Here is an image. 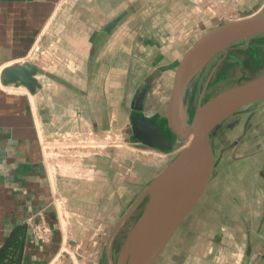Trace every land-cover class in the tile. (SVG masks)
Segmentation results:
<instances>
[{"label":"crops","instance_id":"obj_1","mask_svg":"<svg viewBox=\"0 0 264 264\" xmlns=\"http://www.w3.org/2000/svg\"><path fill=\"white\" fill-rule=\"evenodd\" d=\"M113 10L129 11L123 26L106 27ZM254 13L264 0H0V255L13 249L0 264H103L109 229L138 185L135 166L115 154L131 150L116 132L134 111L121 69L151 62L154 82L166 83L184 37ZM25 62L38 67L34 92L2 80ZM153 94L166 112L170 95ZM149 107L141 112L159 119ZM222 134L203 195L209 213L181 224L157 264H264V100L213 131L218 142ZM31 217L52 227L50 242L31 238Z\"/></svg>","mask_w":264,"mask_h":264},{"label":"water","instance_id":"obj_2","mask_svg":"<svg viewBox=\"0 0 264 264\" xmlns=\"http://www.w3.org/2000/svg\"><path fill=\"white\" fill-rule=\"evenodd\" d=\"M263 34L264 13H254L218 24L193 42L175 69L166 108V128L157 118L144 115L141 106H134L131 126L126 132L132 133L139 142L161 150H169L175 136L187 143L111 228L105 244L107 264H155L196 207L214 175L213 131L244 107L264 100V75L238 82L203 100L208 79L192 114L188 87L217 54L239 41ZM157 72L155 70L144 83L141 99L147 91L145 86ZM37 73L35 64L25 62L6 67L2 80L4 83H21L34 92L39 85ZM146 198L147 204L129 230L116 260V238Z\"/></svg>","mask_w":264,"mask_h":264},{"label":"rangeland","instance_id":"obj_3","mask_svg":"<svg viewBox=\"0 0 264 264\" xmlns=\"http://www.w3.org/2000/svg\"><path fill=\"white\" fill-rule=\"evenodd\" d=\"M125 5V4H123ZM122 5V7H123ZM89 6L91 8V1L89 3ZM90 13H92L90 11ZM113 13L115 14V19L110 21L106 27L113 28V27H121L127 22V18L129 16V11L126 10V12H120L118 13V10L110 11L107 13V15L111 16ZM232 19V18H231ZM230 18H225L224 20L228 21L231 20ZM218 23V22H216ZM215 23V24H216ZM202 35H194L191 37H184L186 39L183 44L179 43L178 50L170 53V56L168 58V61H174V63H177L182 58L184 53L187 51V49L195 42L199 37ZM183 39V37H181ZM164 61V60H163ZM162 63V60L160 61ZM176 65V67H177ZM214 67V68H213ZM154 69V64H151V62H148L146 67H133L130 69H121V77H122V85H125L127 89V94L130 97L129 104L133 106H142L144 104V101L147 99V103L150 106L147 108V111L152 112L153 110L155 112H159V118H162L165 115V106L166 103L164 102L161 104L159 102V99L157 96L153 93L158 92V97H160V93H163L165 96L168 94L170 95L173 80L169 77L166 83L160 84L159 80L152 79L149 84L150 89L149 91L143 95L141 99V93L140 91L144 87V83L146 82L147 78L150 76V71ZM211 74L209 75L208 79V85L207 87H210L209 92L207 94V99L214 94L218 93L219 91L232 86L238 82H244L249 79L255 78L260 75H264V37H257L253 39H247L239 41L230 47H228L227 51L220 52L217 54L206 66L203 70L211 71ZM126 71V72H125ZM166 73V72H165ZM164 73V74H165ZM169 75L172 76V71L167 72ZM106 75V73H105ZM207 79V80H208ZM154 82V83H153ZM206 84V82H205ZM148 86V84L145 86V88ZM205 86V85H204ZM148 89V88H147ZM163 89L164 91H162ZM165 92V93H164ZM149 93V95H148ZM205 93V92H204ZM141 94V95H140ZM205 96V95H204ZM140 99L142 101H140ZM125 121L127 124H129L128 118ZM215 131V130H214ZM118 136L120 137L118 141H121L123 144H125L128 148L131 150H121L119 151L118 148H116V156L119 157V160L121 161L122 165H124L125 162L132 164L135 166L134 172L136 173V179H137V194L134 196L132 201L128 204V207L123 211L120 218L123 216V214L130 208V206L137 200V198L140 196L142 191L146 188V186L160 173V171L164 168V166L175 156V153H172L173 151L177 150L181 146H184L187 142L181 141L178 138H175L172 146L176 141H180L179 145L176 147H171L169 150H161L157 148H153L150 146H147L145 144H142L141 142L134 141L132 135L130 133L126 132H116ZM107 135V134H106ZM107 137V136H106ZM229 138L224 136L223 134L220 136V142H218V138H215V136L212 133V139L211 143H213V147H215L216 153L215 157L220 154V146H224V142H228ZM219 144V145H218ZM127 148V149H128ZM105 150L107 151L108 148L106 147ZM216 159V158H215ZM209 193H206L205 196L201 199L198 206L195 208L193 212H191L187 218L183 221L182 226L187 224L189 221H192L194 219H198L199 215L203 214V208L202 205H207L209 203ZM208 201V202H207ZM143 203V202H142ZM141 203L139 209L135 212V214L132 217V220L127 222L125 225V228L122 230L121 236L119 237V241L116 245L114 257L117 260L122 246L124 244V241L126 239V236L131 229L132 225L137 220L138 214H140L141 210L146 206L147 201H145L143 204ZM213 203V202H212ZM208 208L204 211V214L209 213ZM207 212V213H206ZM119 218V219H120ZM117 221H115L114 224H116ZM181 226V225H180ZM182 226L176 231L174 237L170 240L166 250H164L163 253H168L176 244L177 237L181 235V229ZM111 228L109 229L110 232ZM108 232V235H109ZM107 240V237H106ZM106 244V241H105ZM104 244V245H105ZM161 254L158 258V261H161L163 259L165 254ZM103 264L106 263V257H105V246H104V253L102 257Z\"/></svg>","mask_w":264,"mask_h":264},{"label":"flooded vegetation","instance_id":"obj_4","mask_svg":"<svg viewBox=\"0 0 264 264\" xmlns=\"http://www.w3.org/2000/svg\"><path fill=\"white\" fill-rule=\"evenodd\" d=\"M211 72H212V69H211V71L202 70L198 74V76H196L194 78V80L190 83V85L188 87V90H187V97L191 96V104H190V107H189L190 114L193 113V111L195 109V106L197 105V103H198V101H199V99L201 97L205 82L207 81V79H208L209 75L211 74ZM150 85L151 84H148V86H147V88H148L147 90L148 91L151 88ZM210 87L206 88L205 93H204L205 96L203 97V100L207 99L206 96H207V94L209 92ZM157 120L162 124V126H164V128L167 127L166 112H165V115L162 118H159ZM131 135H133V134L131 133ZM140 205H139V207H140ZM139 207L133 212V214L131 215L130 219L127 222L132 220L133 215L139 209ZM127 222H126V224H127ZM125 225L123 226V228L121 229V231L119 232V234H118V236L116 238V241H115V244H114V252H115L116 245H117V243L119 241V237L121 236L122 230L125 228Z\"/></svg>","mask_w":264,"mask_h":264},{"label":"built area","instance_id":"obj_5","mask_svg":"<svg viewBox=\"0 0 264 264\" xmlns=\"http://www.w3.org/2000/svg\"><path fill=\"white\" fill-rule=\"evenodd\" d=\"M184 146H181L172 153H175L176 155ZM27 226L32 239L37 240L42 244L48 243L52 240L53 230L47 222L43 220H36L34 217H31L27 221Z\"/></svg>","mask_w":264,"mask_h":264},{"label":"trees","instance_id":"obj_6","mask_svg":"<svg viewBox=\"0 0 264 264\" xmlns=\"http://www.w3.org/2000/svg\"><path fill=\"white\" fill-rule=\"evenodd\" d=\"M257 37H264V34L263 35H259V36L251 37L250 39L257 38ZM132 138L134 139V141H137V139L133 135H132ZM175 138H177V137L175 136ZM145 201H147V198L143 201V203ZM144 208H145V206H144ZM144 208L141 210L140 214H138L136 219H138V217L141 215V213L143 212ZM12 250L13 249L11 248V242H10L8 247H6V251L4 250V252H2V254L0 255V262L3 261V259L6 257V254L9 253L10 251L12 252Z\"/></svg>","mask_w":264,"mask_h":264}]
</instances>
